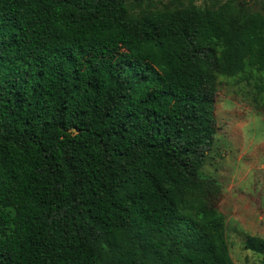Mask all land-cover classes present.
<instances>
[{
    "label": "trees",
    "instance_id": "16d2710c",
    "mask_svg": "<svg viewBox=\"0 0 264 264\" xmlns=\"http://www.w3.org/2000/svg\"><path fill=\"white\" fill-rule=\"evenodd\" d=\"M248 6L0 0V264H234L202 169L222 80L264 112Z\"/></svg>",
    "mask_w": 264,
    "mask_h": 264
},
{
    "label": "rangeland",
    "instance_id": "374dc122",
    "mask_svg": "<svg viewBox=\"0 0 264 264\" xmlns=\"http://www.w3.org/2000/svg\"><path fill=\"white\" fill-rule=\"evenodd\" d=\"M248 3L245 9L264 13V0H155L177 6ZM252 83L222 80L215 98L216 137L202 173L221 187L218 211L226 221V238L234 264H262L245 250L247 236L264 237V112L254 108Z\"/></svg>",
    "mask_w": 264,
    "mask_h": 264
}]
</instances>
